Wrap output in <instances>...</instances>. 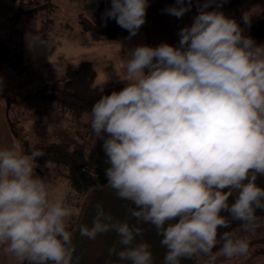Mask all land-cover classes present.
<instances>
[{
	"label": "clouds",
	"instance_id": "clouds-1",
	"mask_svg": "<svg viewBox=\"0 0 264 264\" xmlns=\"http://www.w3.org/2000/svg\"><path fill=\"white\" fill-rule=\"evenodd\" d=\"M193 2L175 0L163 11L180 19ZM223 2L195 0L197 13L179 29L177 44L126 49L122 87L92 106L90 128L102 142L107 184L133 207L121 221L97 204L91 226L79 233L95 240L114 232L121 246L112 250L116 264H155L143 225L161 237L163 264H217L248 253V237L232 222L247 233L259 222L257 210L264 211V186L257 183L264 177V44L225 15ZM110 3L105 24L114 19L128 39L136 36L149 0ZM242 20L250 26L247 13ZM29 41L47 46L37 34ZM44 155L16 144L0 148V254L20 264H73L74 210L37 174Z\"/></svg>",
	"mask_w": 264,
	"mask_h": 264
},
{
	"label": "rangeland",
	"instance_id": "rangeland-1",
	"mask_svg": "<svg viewBox=\"0 0 264 264\" xmlns=\"http://www.w3.org/2000/svg\"><path fill=\"white\" fill-rule=\"evenodd\" d=\"M29 2L41 5L35 18H25L24 12L30 6L22 7L17 0H0V40L12 50L24 48L31 63V73L19 77L6 70L0 80L2 134L7 136L8 141V145H5L0 139V148L13 144L18 146L6 120V123H3V116L6 113L11 121L16 122L20 135L31 144L65 140L74 148H85V142L75 136L65 122L32 116L25 112L23 110L25 96L45 87L63 71L83 60L92 62L95 67L97 86L117 80L123 74L126 49L145 44L157 46L161 42L177 44L179 29L190 25L197 13L196 3H193L192 10L178 19L163 11L175 4L174 0H149L146 23L136 36L128 39L129 33L125 31L112 41L97 42L79 33L78 14L83 13L94 22L105 24L102 14L111 6L110 0H29ZM262 5L264 0H224L221 10L244 27L242 15L244 13L249 15ZM46 18H49L51 23ZM112 20L108 19L106 24ZM64 23L71 25L72 29H65L62 26ZM35 34L41 36L47 46L30 43L29 37ZM47 166L50 176L36 169L37 174L46 177L56 190L63 193L66 202L74 210L73 217L75 214L73 204L78 195L65 179L58 176L54 165ZM38 168L44 166L38 164ZM238 235H246L249 241L260 236L255 228ZM203 259L198 258V264H203ZM217 264H264V241L249 242L246 255L232 259L221 257Z\"/></svg>",
	"mask_w": 264,
	"mask_h": 264
},
{
	"label": "trees",
	"instance_id": "trees-1",
	"mask_svg": "<svg viewBox=\"0 0 264 264\" xmlns=\"http://www.w3.org/2000/svg\"><path fill=\"white\" fill-rule=\"evenodd\" d=\"M17 1L22 7L30 6L24 12L25 18L36 17L41 5H33L29 0ZM200 2L202 3L203 0ZM248 17L251 24L250 26L244 25L245 34L258 43L264 38V5L250 13ZM46 20L51 23L49 18ZM62 26L65 29H72L68 23ZM78 27L79 33L97 42L112 41L126 31L114 19L107 24H100L83 13L78 14ZM6 70L21 77L31 73V63L24 48L12 50L0 40V80ZM96 77L97 71L92 62L83 60L63 71L45 87L27 94L23 100V110L32 116L54 118L58 122H65L72 133L85 142L83 149L74 148L65 140L31 144L28 139L20 135L16 122L11 121L7 113L5 115L9 130L18 143V148L24 153H30L34 149L43 150L45 155L38 158L37 170L50 176L47 164L54 165L58 176L65 179L78 195L77 199H82L90 189L107 184L105 170L108 165L105 163L102 142L96 139L90 128V113L92 106L101 96L110 94L113 89L119 90L122 85L117 79L97 86ZM38 164L43 165L44 168H38ZM257 183L264 186V177H259ZM234 197L233 194L230 202ZM73 205L78 206L79 201L76 200ZM256 215L259 217V222L254 228L260 236L250 242L264 241V211L257 210ZM73 227L74 222L70 221L69 230L72 231ZM232 229L238 230L237 234L243 233L239 231V222H232ZM220 231H225V229Z\"/></svg>",
	"mask_w": 264,
	"mask_h": 264
},
{
	"label": "crops",
	"instance_id": "crops-1",
	"mask_svg": "<svg viewBox=\"0 0 264 264\" xmlns=\"http://www.w3.org/2000/svg\"><path fill=\"white\" fill-rule=\"evenodd\" d=\"M258 44H264V38ZM1 120L2 115L0 111V139L4 141L5 145H8L7 136L4 135V140L2 134ZM3 120L4 123L5 115L3 116ZM233 194L235 195V193ZM77 201H79V205H73L75 214L70 220L74 222V227L71 231L73 233V245L75 249L73 264H116L117 257L112 250L115 249L118 252L121 250V246L118 244V236L114 232L102 234L95 240H90L80 236L79 228L81 225L91 226L96 215L97 204H100L105 213L111 215L113 219L121 221L129 219L128 210L133 205L117 198L108 184L90 189L82 199H77ZM132 222L134 223V221ZM143 227L145 229L143 240L150 244L155 264H163L165 249L160 244L161 237L157 236L155 229L149 225H143ZM0 264H20V262L13 257L0 254ZM181 264H198V258L182 260Z\"/></svg>",
	"mask_w": 264,
	"mask_h": 264
}]
</instances>
